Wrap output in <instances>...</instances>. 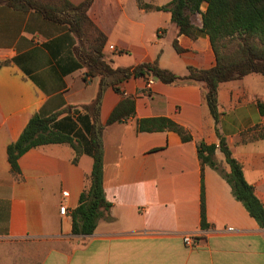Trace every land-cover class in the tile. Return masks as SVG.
<instances>
[{
    "label": "crops",
    "instance_id": "obj_1",
    "mask_svg": "<svg viewBox=\"0 0 264 264\" xmlns=\"http://www.w3.org/2000/svg\"><path fill=\"white\" fill-rule=\"evenodd\" d=\"M78 5L85 0H70ZM94 0L88 15L106 42L103 55L113 68L157 63L178 76L189 68L209 69L216 54L194 15L195 36L179 33L169 11L172 0ZM207 3L201 5L205 12ZM177 43L178 50L174 43ZM78 36L68 25L36 10L0 4V264H264V228L237 200L219 170L204 167L198 143L219 144L216 122L206 100L204 82L157 77L109 78L100 121L104 190L112 203L94 233H73L72 211L91 183L93 158L68 143L32 148L19 158L14 174L8 146L30 118L61 112L55 128L81 131L75 108L91 104L100 90V75H90L78 55ZM157 78V79H156ZM126 98L135 114L109 124ZM264 76L251 73L222 82L220 132L242 164L246 180L264 205ZM166 117L192 140L173 130L140 131L137 119ZM215 159L229 171L222 152ZM204 184L207 226L202 225ZM68 196L64 197L63 193ZM69 211L60 213L62 204ZM198 234L196 247L184 242Z\"/></svg>",
    "mask_w": 264,
    "mask_h": 264
},
{
    "label": "trees",
    "instance_id": "obj_2",
    "mask_svg": "<svg viewBox=\"0 0 264 264\" xmlns=\"http://www.w3.org/2000/svg\"><path fill=\"white\" fill-rule=\"evenodd\" d=\"M94 0H85L75 5L70 0H0V4L14 9L36 10L47 19L69 26L80 39L78 55L87 67L90 75H100V90L95 100L83 106L82 113L75 108L81 131L76 135L63 133L55 128L61 112L50 116L33 115L19 138L8 146V157L14 174H20L19 158L28 150L51 143H68L76 152V162L81 154L87 153L93 158V169L90 185L82 192L78 206L72 211L73 233L90 235L94 233L98 220L105 211H109V202L104 190L103 135L105 125L100 121V107L104 89L109 78L117 80L130 76L157 77L163 82L173 83L180 79L204 82L207 87L206 100L210 112L216 122L219 144L198 143V156L204 167L219 170L231 185L234 196L241 201L250 215L264 228V205L256 196L254 187L246 180L242 164L232 155L225 136L220 132L219 122L222 112L219 108L218 88L222 82L239 79L251 73L264 76V0H172L169 4L158 7L169 11L172 21L178 26L179 33L194 37L199 27L194 22V15H202L201 30L211 40L216 54V64L212 68L199 70L190 67L189 74L178 76L159 67L157 63H142L135 67L113 68L103 55L106 42L105 35L91 21L88 10ZM142 7L149 4L139 0ZM207 3L205 12L201 5ZM236 40V49L224 53L220 49V41ZM175 47L180 50L177 43ZM2 63H0L1 67ZM261 112L264 103L258 102ZM135 114L133 98L124 99L112 112L108 123L126 120ZM140 131L173 130L180 134L184 141L192 140V136L179 124L166 117L137 119ZM217 150L223 153L229 171L223 172L216 159ZM202 225L207 226L204 184L201 193Z\"/></svg>",
    "mask_w": 264,
    "mask_h": 264
},
{
    "label": "built area",
    "instance_id": "obj_3",
    "mask_svg": "<svg viewBox=\"0 0 264 264\" xmlns=\"http://www.w3.org/2000/svg\"><path fill=\"white\" fill-rule=\"evenodd\" d=\"M153 83H154V79L153 78H149L148 79V84L151 85ZM63 196L64 197H67L68 196V193L67 192H64L63 193ZM68 211H69V209H68L67 205L65 203L62 204L61 207H60V213L63 214V215H65V214L68 213ZM198 237H199L198 234H187L184 237V242L189 247H196V245H197V238Z\"/></svg>",
    "mask_w": 264,
    "mask_h": 264
},
{
    "label": "rangeland",
    "instance_id": "obj_4",
    "mask_svg": "<svg viewBox=\"0 0 264 264\" xmlns=\"http://www.w3.org/2000/svg\"><path fill=\"white\" fill-rule=\"evenodd\" d=\"M238 42L236 40H225V41H220V47H221V51L224 53H231L233 52L236 47Z\"/></svg>",
    "mask_w": 264,
    "mask_h": 264
},
{
    "label": "water",
    "instance_id": "obj_5",
    "mask_svg": "<svg viewBox=\"0 0 264 264\" xmlns=\"http://www.w3.org/2000/svg\"><path fill=\"white\" fill-rule=\"evenodd\" d=\"M157 79V78H156Z\"/></svg>",
    "mask_w": 264,
    "mask_h": 264
}]
</instances>
